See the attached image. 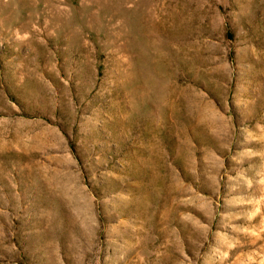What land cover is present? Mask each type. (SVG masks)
I'll use <instances>...</instances> for the list:
<instances>
[{"label": "rangeland", "instance_id": "1", "mask_svg": "<svg viewBox=\"0 0 264 264\" xmlns=\"http://www.w3.org/2000/svg\"><path fill=\"white\" fill-rule=\"evenodd\" d=\"M0 264H264V0H0Z\"/></svg>", "mask_w": 264, "mask_h": 264}]
</instances>
